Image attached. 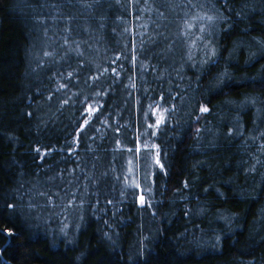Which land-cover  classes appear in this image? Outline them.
<instances>
[{
    "label": "trees",
    "instance_id": "1",
    "mask_svg": "<svg viewBox=\"0 0 264 264\" xmlns=\"http://www.w3.org/2000/svg\"><path fill=\"white\" fill-rule=\"evenodd\" d=\"M262 133L264 0H0V264H264Z\"/></svg>",
    "mask_w": 264,
    "mask_h": 264
},
{
    "label": "snow or ice",
    "instance_id": "2",
    "mask_svg": "<svg viewBox=\"0 0 264 264\" xmlns=\"http://www.w3.org/2000/svg\"><path fill=\"white\" fill-rule=\"evenodd\" d=\"M190 7H195V5H191V4H190ZM200 7H204V5L201 4ZM196 19H198V20H200V21H207V23H208L209 25H212V24L218 19V17H216V16H214V15H207V14H205V15H200L199 13H197V14H196ZM191 27H192V26H191V22H190V21H186V22H185V34H190V33H191ZM205 30H206V29H205L204 27H201V28L199 29V31H200L201 33H204ZM197 39H199V37H197ZM76 54H77V55H81L80 52H77ZM213 54H214V51H213ZM44 55H45V56H49V55H51V53H49V52H45ZM116 59L119 60L120 57L117 56ZM135 59H136V57L134 56V57H133V60L135 61ZM81 67H82V65H81ZM105 71H107V69H106ZM113 72L115 73V69H113ZM116 75L118 76L119 74L116 73ZM72 76H73V73L69 72V73H68V76H67L65 79L71 80ZM93 79H94V80H98L99 77H93ZM65 87H67V85H63V84H62V85H60V88L57 89V90L59 91V90L65 88ZM96 95H100V92H97ZM49 99H51V97H49ZM69 99H71V98H69ZM162 99H163V97H162ZM252 99L254 100L255 98H252ZM64 103L66 104V103H68V101L65 100ZM150 107H151V106H150ZM102 108H103V105H97V106H93L92 104L87 105V107H86V109H85V112L87 113V118L84 119L83 124L79 126V131H78V133H77V143H78V141H79V132H82V131L84 130V127L87 126V125H89L90 121L93 119L94 114H95L96 112H99ZM157 108H162V106H161V105H157ZM169 111H171V110H170V109H167V108H163L162 111L160 112L158 118L155 120V124H149L148 126H149L150 128H157V129H158V128L160 127V125H161L162 123L165 122V115H164V113H167V112H169ZM200 112H201L202 114H203V113H207V112H209V108L206 107V106H204V105H202V106L200 107ZM83 114H84V113H82V115H83ZM152 114H153L154 116L157 114V113H156V109H153V113H152ZM97 118H99V117H97ZM117 131H119V130H117ZM197 131H199V129H197ZM152 135H156V132H153ZM262 135H264V133H262ZM117 144L119 145V141L117 142ZM155 147H156V146L153 145V148H155ZM262 147H264V146H262ZM36 151H37V152H40L39 148H37ZM72 151H75V149H73ZM128 151H132V149H128ZM135 151H136L137 153H139V152L141 151L140 144H139V140H138L137 147H136V150H135ZM44 155H46V154H45V153H41V156H44ZM69 155H71V152L69 153ZM156 157H157V158L155 159V163H156L157 165H160V161H159V158H158V157H159V152H157ZM129 163H131V161H129ZM160 166H161V168H163L162 165H160ZM130 171H131V169H130ZM69 183H71V181H69ZM136 187H139V185L137 184ZM41 195H44V193H41ZM73 195H75V194H73ZM139 201H140L141 205L144 204L145 201H144V196H143V195H141V196L139 197ZM49 202L51 203V198H49ZM7 207H8L9 209H11V208H13L14 206H13L12 204H8ZM67 207H73V204H72L71 201H69ZM3 234L6 235V236H8V237H12V236H13V232H12L11 230H5V232H4Z\"/></svg>",
    "mask_w": 264,
    "mask_h": 264
},
{
    "label": "rangeland",
    "instance_id": "3",
    "mask_svg": "<svg viewBox=\"0 0 264 264\" xmlns=\"http://www.w3.org/2000/svg\"><path fill=\"white\" fill-rule=\"evenodd\" d=\"M157 113V112H156ZM158 113L155 115V117H156V119L158 118ZM133 176H134V178H135V176H136V172H135V170L133 169ZM135 180H136V178H135ZM137 181V180H136ZM135 187H136V185H134ZM138 188V187H137Z\"/></svg>",
    "mask_w": 264,
    "mask_h": 264
}]
</instances>
